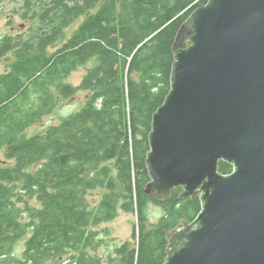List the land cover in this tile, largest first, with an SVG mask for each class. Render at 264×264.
I'll return each mask as SVG.
<instances>
[{
    "label": "trees",
    "instance_id": "trees-1",
    "mask_svg": "<svg viewBox=\"0 0 264 264\" xmlns=\"http://www.w3.org/2000/svg\"><path fill=\"white\" fill-rule=\"evenodd\" d=\"M208 1H25L23 18L32 10L36 30L27 39H0V60L14 55L0 76V147L14 161L0 167V264L165 263L167 233L194 221L201 202L181 199V188L167 201L145 194L148 137L170 90L177 32ZM48 48L56 51L48 55ZM78 69L85 72L74 86L67 78ZM78 92L87 93L80 110L24 134L59 99ZM232 170L218 163L219 174ZM96 191L93 203L88 196ZM33 199L38 206L30 205ZM149 204L162 211L154 225ZM118 210L134 212L137 226L106 257L96 228Z\"/></svg>",
    "mask_w": 264,
    "mask_h": 264
},
{
    "label": "water",
    "instance_id": "water-1",
    "mask_svg": "<svg viewBox=\"0 0 264 264\" xmlns=\"http://www.w3.org/2000/svg\"><path fill=\"white\" fill-rule=\"evenodd\" d=\"M172 50L145 194L167 201L181 188L201 211L167 233L164 264H264V0H209Z\"/></svg>",
    "mask_w": 264,
    "mask_h": 264
},
{
    "label": "rangeland",
    "instance_id": "rangeland-1",
    "mask_svg": "<svg viewBox=\"0 0 264 264\" xmlns=\"http://www.w3.org/2000/svg\"><path fill=\"white\" fill-rule=\"evenodd\" d=\"M26 0H0V39L4 36L17 37L23 36L25 39L29 38L30 35L36 30L35 21L30 19L32 10L23 18V13L25 12L23 6ZM34 9V8H33ZM81 22L79 20L76 22L69 30L65 32V36H70L75 30L77 25ZM31 27H34L32 30ZM55 48H48L47 53L51 55L55 52ZM14 60V55L12 53L7 54V56L0 60V76L5 74L9 70V64ZM84 69H78L73 72L68 78L67 82L71 85L77 86L83 75ZM87 99V93L78 92V94L72 99H59L58 105L50 114L43 115L38 121L32 122L30 127H28L24 134L30 137L38 132H42L48 126L58 125L61 118L68 117L72 113L77 112L82 107L83 103ZM23 108V113L27 109L26 106ZM14 161L9 160L5 156V149L0 147V167L2 165H13ZM101 191H96L88 196V200L96 203L99 200V195ZM31 206H38L35 199L30 201ZM148 223L156 224L158 219L162 216L161 209L154 205L149 204L147 208ZM137 226V216L134 212L125 213L121 210L117 211L116 216L109 222L102 223L98 228L101 232L104 240V245L99 249L101 255L113 256L114 248L119 246L125 241H130L134 229ZM19 253L23 251V242L17 247Z\"/></svg>",
    "mask_w": 264,
    "mask_h": 264
}]
</instances>
